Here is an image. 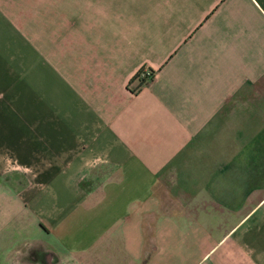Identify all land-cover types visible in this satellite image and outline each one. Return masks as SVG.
I'll return each mask as SVG.
<instances>
[{
    "label": "crops",
    "instance_id": "crops-1",
    "mask_svg": "<svg viewBox=\"0 0 264 264\" xmlns=\"http://www.w3.org/2000/svg\"><path fill=\"white\" fill-rule=\"evenodd\" d=\"M0 264H264V0H0Z\"/></svg>",
    "mask_w": 264,
    "mask_h": 264
},
{
    "label": "built area",
    "instance_id": "built-area-1",
    "mask_svg": "<svg viewBox=\"0 0 264 264\" xmlns=\"http://www.w3.org/2000/svg\"><path fill=\"white\" fill-rule=\"evenodd\" d=\"M137 77L139 79H144L147 82V78L153 75L152 71H149L147 68H140L137 72Z\"/></svg>",
    "mask_w": 264,
    "mask_h": 264
},
{
    "label": "trees",
    "instance_id": "trees-1",
    "mask_svg": "<svg viewBox=\"0 0 264 264\" xmlns=\"http://www.w3.org/2000/svg\"><path fill=\"white\" fill-rule=\"evenodd\" d=\"M148 69V68H147ZM149 71H151L150 69H148ZM152 78V76H150L149 78H147V81H149L150 79ZM133 80H136V84H135V88L134 89H137L138 87H140L142 84L145 83V80L144 79H139L137 77V73H135V75L133 76L132 78Z\"/></svg>",
    "mask_w": 264,
    "mask_h": 264
},
{
    "label": "clouds",
    "instance_id": "clouds-1",
    "mask_svg": "<svg viewBox=\"0 0 264 264\" xmlns=\"http://www.w3.org/2000/svg\"><path fill=\"white\" fill-rule=\"evenodd\" d=\"M105 162H107V161H105Z\"/></svg>",
    "mask_w": 264,
    "mask_h": 264
}]
</instances>
